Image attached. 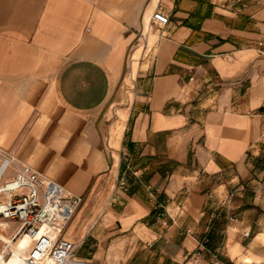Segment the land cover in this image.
<instances>
[{"label":"crops","instance_id":"1","mask_svg":"<svg viewBox=\"0 0 264 264\" xmlns=\"http://www.w3.org/2000/svg\"><path fill=\"white\" fill-rule=\"evenodd\" d=\"M5 156L82 197L78 257L264 264V0H0Z\"/></svg>","mask_w":264,"mask_h":264},{"label":"built area","instance_id":"2","mask_svg":"<svg viewBox=\"0 0 264 264\" xmlns=\"http://www.w3.org/2000/svg\"><path fill=\"white\" fill-rule=\"evenodd\" d=\"M151 21L159 26L169 22V16L157 9ZM13 158L5 156L0 164V218L16 220L19 233L29 236L33 243L25 264H95L76 255L74 242L64 238V231L82 202L75 195L29 164H21L15 175L4 178ZM264 193V185L261 188ZM231 220H238L232 216ZM249 235V233H247ZM14 254L8 247L7 257ZM212 264H222L215 260Z\"/></svg>","mask_w":264,"mask_h":264},{"label":"rangeland","instance_id":"3","mask_svg":"<svg viewBox=\"0 0 264 264\" xmlns=\"http://www.w3.org/2000/svg\"><path fill=\"white\" fill-rule=\"evenodd\" d=\"M94 1L99 6L117 15L134 13L135 11L138 10L139 6L144 2V0H94ZM0 221L5 222L6 220L0 219ZM4 230H5L4 225L0 224V233L4 232Z\"/></svg>","mask_w":264,"mask_h":264},{"label":"bare ground","instance_id":"4","mask_svg":"<svg viewBox=\"0 0 264 264\" xmlns=\"http://www.w3.org/2000/svg\"><path fill=\"white\" fill-rule=\"evenodd\" d=\"M25 237H27L30 240V244H29L28 248L25 250H18L16 248V249H14V254L9 256V257H7V256L4 257L0 253V264H25L24 263V257L27 255V253L30 250L31 245L33 243L32 239L29 236L26 235ZM46 264H53V261L50 260Z\"/></svg>","mask_w":264,"mask_h":264}]
</instances>
